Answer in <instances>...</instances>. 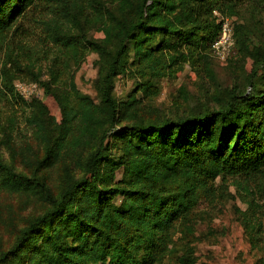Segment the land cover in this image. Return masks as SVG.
<instances>
[{
	"label": "trees",
	"instance_id": "1",
	"mask_svg": "<svg viewBox=\"0 0 264 264\" xmlns=\"http://www.w3.org/2000/svg\"><path fill=\"white\" fill-rule=\"evenodd\" d=\"M41 1L0 0L5 90L13 94L17 72L28 73L62 114L58 122L41 99L30 101L27 121L44 144L31 174L7 163L0 144V186L47 202L0 249V264H196V209L224 193L219 178H231L247 203L242 225L257 245L264 237V39L254 41L251 27L237 23L240 50L252 60L244 83L215 84V104L189 114L146 120L135 98L121 104L115 87L134 67L129 71L142 78L150 74L139 85L157 93V82L186 63L214 82L210 45L220 33L219 15L237 16L250 3L262 29L264 0H118L116 7L110 0H43L46 9L34 19L30 7ZM26 17L63 51L52 60L53 79L22 65L9 40ZM92 27L103 36L92 35ZM89 51L102 68L98 103L77 87L74 72L65 92L56 86L60 63L79 65ZM70 154H81L82 175L65 166L55 194L39 171Z\"/></svg>",
	"mask_w": 264,
	"mask_h": 264
},
{
	"label": "rangeland",
	"instance_id": "2",
	"mask_svg": "<svg viewBox=\"0 0 264 264\" xmlns=\"http://www.w3.org/2000/svg\"><path fill=\"white\" fill-rule=\"evenodd\" d=\"M37 2L38 0L35 3ZM110 5L116 7L118 0H110ZM249 5L250 3L243 6L237 16L222 13L219 15L221 27L218 37L221 35L223 18L229 22L232 37L229 45L230 54L224 59L216 56L212 43L210 45L214 82L203 68H192L186 63L183 68H174L172 72L166 73L157 82L158 91L155 93L153 88L144 89L145 85H139L144 79L150 78V74L147 73L145 78H142L139 71H129L134 68L130 67L127 73L120 74L116 79L115 92L121 104L127 105L128 101L135 98L134 104L138 106L137 115L146 120L167 116L178 117L189 114L195 108L215 104L212 98L216 93L215 84L227 87L236 82L244 83L245 75L252 66V60L243 57L235 35L236 24L244 22L250 26L254 41L264 39V25L262 29L256 30L261 25L259 20L262 18L256 20L257 17L250 13ZM30 8H33L31 13L34 19L46 9L43 0L36 7ZM33 18L26 17L22 21L20 19L21 27L17 33L15 32V37L9 36V40L17 46L22 65H33L34 71L41 73L42 80L53 79L50 70L52 60L62 55L63 51L51 43L42 33L41 25H37ZM89 31L95 37L103 36L102 31L93 27ZM4 58V54H0L1 154L7 163L16 166L17 171L31 174L36 170V159L42 157L44 153V144L36 137L27 121V116L32 110L30 101L34 97L41 99L58 122L62 118L61 108L54 96L48 94L39 81L33 80L25 72H17L13 82V94L7 92L2 78ZM64 67L65 64L61 62L59 68L62 74L59 83H56L57 91L65 92L68 89L70 72H74L77 87L98 103L100 99L97 79L102 70L98 53L89 51L79 65L73 63L70 68L64 69ZM12 70L16 72L13 67ZM21 84L29 87L37 85L32 98L25 99L20 94L18 86ZM80 156L81 154H70L60 157L53 165L39 171L40 175H45L55 194L63 186L65 166H68L75 176L82 175V169L78 166ZM224 182L222 184L223 181L218 179V194L224 191L222 195L217 196L214 202L204 200L196 209V264H263L264 237L253 246L241 219V212L247 209V203L239 192L237 193L231 178ZM46 205L47 202L38 193L15 191L0 186V249L8 248L20 228L31 217L42 212Z\"/></svg>",
	"mask_w": 264,
	"mask_h": 264
},
{
	"label": "built area",
	"instance_id": "3",
	"mask_svg": "<svg viewBox=\"0 0 264 264\" xmlns=\"http://www.w3.org/2000/svg\"><path fill=\"white\" fill-rule=\"evenodd\" d=\"M231 37L232 32L229 22L223 18L221 35L212 42V48L216 56L224 59L230 54L229 45H231ZM36 86L37 85H33L32 87H29L21 84V86H18V90L25 99H30L33 97L32 94L36 89Z\"/></svg>",
	"mask_w": 264,
	"mask_h": 264
}]
</instances>
